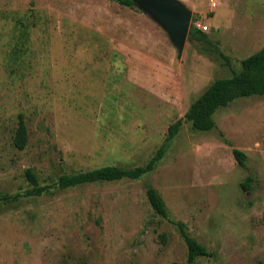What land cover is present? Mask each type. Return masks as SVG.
Listing matches in <instances>:
<instances>
[{"label":"rangeland","instance_id":"obj_1","mask_svg":"<svg viewBox=\"0 0 264 264\" xmlns=\"http://www.w3.org/2000/svg\"><path fill=\"white\" fill-rule=\"evenodd\" d=\"M178 1L208 39H187L180 55L135 4L0 0V196L19 195L0 200V264H185L177 222L209 251L193 264L264 263V95L219 108L208 131L184 118L264 45V0ZM19 114L23 149L13 144ZM178 119L152 171L56 187L62 174L145 165ZM26 169L48 192L25 194Z\"/></svg>","mask_w":264,"mask_h":264},{"label":"trees","instance_id":"obj_2","mask_svg":"<svg viewBox=\"0 0 264 264\" xmlns=\"http://www.w3.org/2000/svg\"><path fill=\"white\" fill-rule=\"evenodd\" d=\"M121 4L128 6L133 5L129 0H117ZM26 29L25 26H23ZM189 40H196L203 44L208 43L207 34L192 25L188 31ZM205 47H208L205 45ZM226 58L225 56H223ZM252 95H264V45L243 58L240 62V69L229 77L215 79L189 106L184 114L185 120L191 123L193 129L197 131H208L215 126L214 113L221 107L228 106L232 101L240 97H248ZM182 119L176 120L170 124L167 129V135L164 142L156 150L154 155L145 165L135 166L131 168H123L115 165H104L94 169L79 171L72 174H62L58 176L55 185L59 189H65L84 183H92L98 181H114L122 178L137 179L142 175L152 171L156 163L161 160L165 152V144L177 134ZM27 127L22 114L18 115V123L13 138V144L18 149H23L27 144ZM232 154L237 164L245 165L246 155L243 151L234 148ZM25 176L32 185L31 190L25 192L26 195H40L48 192L47 186H41L35 174L31 169H26ZM252 178L247 176L242 186L244 189L250 187ZM147 200L155 213L162 217L167 216L165 203L159 193L151 186L146 191ZM18 194H3L0 200H16ZM182 238L187 247V258L185 264H193L199 256L209 255L207 247L195 238L190 236L182 222H177ZM168 264H179L172 261ZM254 264H264L258 260Z\"/></svg>","mask_w":264,"mask_h":264},{"label":"water","instance_id":"obj_3","mask_svg":"<svg viewBox=\"0 0 264 264\" xmlns=\"http://www.w3.org/2000/svg\"><path fill=\"white\" fill-rule=\"evenodd\" d=\"M168 33L180 55L188 37L192 12L178 0H129Z\"/></svg>","mask_w":264,"mask_h":264},{"label":"built area","instance_id":"obj_4","mask_svg":"<svg viewBox=\"0 0 264 264\" xmlns=\"http://www.w3.org/2000/svg\"><path fill=\"white\" fill-rule=\"evenodd\" d=\"M191 25L199 30H205L207 27L205 25H203V23L199 20H192L191 21Z\"/></svg>","mask_w":264,"mask_h":264}]
</instances>
